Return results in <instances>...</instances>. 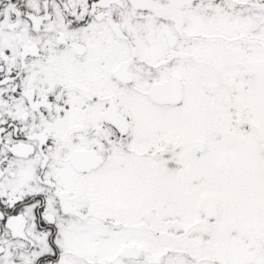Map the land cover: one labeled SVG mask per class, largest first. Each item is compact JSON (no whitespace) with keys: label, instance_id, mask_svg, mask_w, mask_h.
Instances as JSON below:
<instances>
[{"label":"snow or ice","instance_id":"6c2138e0","mask_svg":"<svg viewBox=\"0 0 264 264\" xmlns=\"http://www.w3.org/2000/svg\"><path fill=\"white\" fill-rule=\"evenodd\" d=\"M0 264H264V0H0Z\"/></svg>","mask_w":264,"mask_h":264}]
</instances>
